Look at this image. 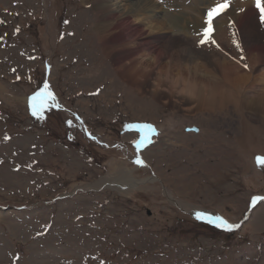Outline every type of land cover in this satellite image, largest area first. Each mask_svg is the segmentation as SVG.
I'll return each mask as SVG.
<instances>
[{
    "label": "rangeland",
    "instance_id": "obj_1",
    "mask_svg": "<svg viewBox=\"0 0 264 264\" xmlns=\"http://www.w3.org/2000/svg\"><path fill=\"white\" fill-rule=\"evenodd\" d=\"M151 1L157 9L144 14L168 23L177 13V21L189 22L182 32L161 30L188 43L204 72L231 95L222 108L157 87L156 60L137 52L119 75L120 53L161 31L143 25V36L124 42L116 37L120 29H111L100 43L98 0H0V264H264V203H250L264 196V168L255 160L264 156V106L246 100L247 91L264 88V28L253 7L236 18L228 9L216 19L220 47L201 48L197 23L219 0H192L182 10ZM125 8L121 13L131 11ZM235 27L238 37L229 36ZM139 60L155 63L143 79ZM220 65L243 88L227 81ZM46 83L60 107L36 119L30 97ZM133 123H152L159 132L139 152L132 144L139 135L127 128ZM193 126L198 132L185 130ZM137 155L146 166L134 163ZM122 177L142 183L116 185ZM194 211L241 228L223 231L197 221Z\"/></svg>",
    "mask_w": 264,
    "mask_h": 264
},
{
    "label": "bare ground",
    "instance_id": "obj_2",
    "mask_svg": "<svg viewBox=\"0 0 264 264\" xmlns=\"http://www.w3.org/2000/svg\"><path fill=\"white\" fill-rule=\"evenodd\" d=\"M209 1L211 0H201L200 2L201 4L207 5V2ZM128 5L131 6V11L128 10L127 12L124 11V13H121L123 9L126 10L125 7H127ZM229 8H231V5ZM95 9L99 11V14H101L99 15V17L101 18L98 17L99 21H97L95 24L96 27L99 28L97 39L101 40L100 43L104 44L105 42H107L106 39L108 38V35H110L111 29H113L112 33L115 32L117 29H120L121 32L116 37L117 38L119 36H121V38L123 37L122 38L123 41L126 37L140 38L141 36H143L146 31L143 25H147V27H151L152 31H156V30L161 31V33L157 35L154 34L151 35L150 33L149 35L151 36L149 40H146L144 42H142L141 40L138 41L137 44L135 45L136 47H132V49H130L128 53H125V51L122 54L120 53L119 57L116 59L117 63H115L117 64L115 69L117 70V73L119 75L122 73L123 69L125 71L127 70L129 71L128 67H124V65L121 64L123 63L124 59L126 60L128 55H133V52H135V54L137 52L140 58L146 56L156 60L154 62H156L157 65V67L156 66L155 67L157 68L156 71H157L158 79H156L153 82H155L157 87L164 86L169 88L171 92L183 93L188 97L198 100L204 108H213L214 106H216L215 104H218L219 108L220 107L222 108L224 102L230 101L232 99L231 95L227 94L225 90H223L218 84H216V82L212 78H210L207 75L206 72H204L203 68L197 62V55L194 54V49L190 47L188 43L180 40L178 36L174 37V35L166 34L164 37L163 34L164 32H162L161 30L162 28H166V27H170L173 29L177 28L181 30V32L183 28L184 30L186 29L185 27L188 25L189 22L184 20L185 23L183 25L180 23V20L177 21L179 19L178 18L179 14L178 17H176L177 20L175 19L177 13L174 14V16L172 15L171 20H167L168 23L162 20L160 16H157L155 14H144L148 10L155 11L157 9L155 2L151 0H147V1L138 0L134 4H128L126 0H98V5L97 8ZM129 13L131 14V16H133L134 23L130 21L131 19L128 17ZM102 17H104V19ZM184 18H188V16H185ZM108 19H113V21L115 20L117 24H114L112 21L108 22ZM231 19L229 17V20ZM155 22H157L156 23L157 25H155ZM251 23L252 22L247 21L244 27L247 28L246 30L247 31L249 30L250 33H254L255 31L257 32V29L254 30V27L252 26L253 23L252 24ZM126 24L132 26L130 27L129 30H127L128 32H124V30H122V26ZM250 26L252 27L250 28ZM132 40L133 38H130L129 41H127L128 45H130V42L132 43ZM162 40H164L165 44L166 43L167 44L161 46L156 44V42L160 44ZM251 42L249 46L251 48V51L255 52L256 54L258 53L257 56L263 55L259 46H257L254 43L251 44ZM102 49L104 52L103 54H105V56H107L108 52L109 53L111 52L110 51L111 49L109 50V48L105 45ZM257 56H255V54L252 53L253 60ZM167 57L169 58L168 62L166 63L163 62V59ZM140 63L143 65V71L139 73L140 75L138 74L137 76L138 79H143L146 76L144 75L145 73L147 74L149 71L155 70V68H153V64L155 63L152 64L150 61H143V60H141ZM130 65L132 66V64ZM126 66L128 65L126 64ZM220 66H221L220 69L222 70L224 77L227 81H229L233 85L235 84V86L237 87L243 88V83H242L243 81L240 80L238 75L234 73L230 67L226 65H220ZM147 75H149V73ZM257 91L258 89L256 88L254 90L255 92L254 94H256V97L255 98L253 97V99L251 97L254 94L251 95L252 93H250V91H247L248 94L246 96V100H249L248 101L249 105L255 106V108L258 107L259 105L264 106V88L261 90V93L257 94ZM130 179H127L126 177H122L119 178L118 181H115V184L121 185V187L125 185L127 187L129 186L131 187L137 185L138 183H142L141 181H132V180L130 181ZM195 212L196 211H194L193 214Z\"/></svg>",
    "mask_w": 264,
    "mask_h": 264
},
{
    "label": "snow or ice",
    "instance_id": "obj_3",
    "mask_svg": "<svg viewBox=\"0 0 264 264\" xmlns=\"http://www.w3.org/2000/svg\"><path fill=\"white\" fill-rule=\"evenodd\" d=\"M230 3L231 0H221L220 3H216L213 7L207 9L206 19L203 22V32L198 33L201 37L198 41L199 47L203 48L210 44L217 48L220 47L215 39H213L215 32L214 22L229 9ZM254 6L259 9L260 19L264 21V0H255ZM241 11H243V9H241ZM0 23H4V21L0 20ZM16 31L19 33L20 29L17 28ZM234 43L237 48L241 47L239 41H235ZM244 68L247 69L248 65L244 64ZM12 71L15 72L16 69H12ZM16 79L19 80L20 77L17 76ZM29 106L31 115L36 119H44V113L47 110L60 107L55 93L51 90L50 85L47 83L44 85L43 89L30 97ZM68 124L71 126L72 121H68ZM127 128L129 131L135 132L139 135L138 139L132 140V144L138 152L153 143V134L157 136L159 135L157 127L152 123H133L128 124ZM86 134L90 139L94 141L97 140V137L94 134L90 132H86ZM255 160L259 167L264 168V156H257ZM134 163L141 167L146 166L145 160L141 155L136 156ZM250 203L251 206L255 208L258 204L264 203V196H253L251 197ZM194 217L197 221L212 224L215 227L227 232H233L241 228V223H231L223 216L216 215L208 211H196L194 213Z\"/></svg>",
    "mask_w": 264,
    "mask_h": 264
},
{
    "label": "water",
    "instance_id": "obj_4",
    "mask_svg": "<svg viewBox=\"0 0 264 264\" xmlns=\"http://www.w3.org/2000/svg\"><path fill=\"white\" fill-rule=\"evenodd\" d=\"M186 130L197 132L199 129L197 127H187Z\"/></svg>",
    "mask_w": 264,
    "mask_h": 264
}]
</instances>
